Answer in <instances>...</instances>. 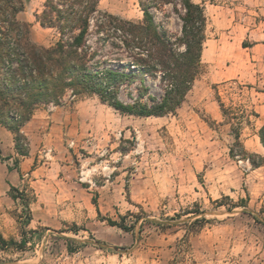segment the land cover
Here are the masks:
<instances>
[{
  "label": "rangeland",
  "instance_id": "rangeland-1",
  "mask_svg": "<svg viewBox=\"0 0 264 264\" xmlns=\"http://www.w3.org/2000/svg\"><path fill=\"white\" fill-rule=\"evenodd\" d=\"M44 2L25 0L19 19L31 24L34 41L50 45L56 30L36 19ZM100 8L130 20L143 18L139 0H101ZM232 8V21L222 8L215 17L207 13L211 41L205 47L213 56L203 57L204 72L175 114L124 115L96 95L72 92L59 105L35 110L25 124L28 156L17 150L14 157L0 154V233L8 243H0V264H264V221L254 217L264 220V164L254 167L230 154L231 127L218 102L219 95L227 106L248 110L264 103V77L233 76L244 65L245 34L255 23L264 27V13L254 12L255 0H235ZM157 16L171 31L180 30L182 22L169 8ZM262 113L242 137L249 153L264 156L258 135L264 108ZM17 159L24 174L18 189L29 209L3 190L6 165ZM197 205L203 210L199 217L209 222L189 233L184 222L195 220L187 212ZM142 210L165 229L141 218L136 241L132 232L107 220ZM29 213L32 221L26 225ZM133 219L130 215L127 222ZM23 230L27 245L10 243L20 242ZM62 236L83 243L70 242L74 251H69Z\"/></svg>",
  "mask_w": 264,
  "mask_h": 264
},
{
  "label": "trees",
  "instance_id": "trees-1",
  "mask_svg": "<svg viewBox=\"0 0 264 264\" xmlns=\"http://www.w3.org/2000/svg\"><path fill=\"white\" fill-rule=\"evenodd\" d=\"M100 2L45 0L36 19L42 27L55 29L57 37L50 45H44L33 40L31 24L19 19L25 9V0H0V123L13 131L19 155L29 154L28 138L22 127L33 117L35 110L43 105L61 104L68 92L75 97L96 95L120 114L161 117L177 112L203 74L208 25L203 3L139 0L143 18L130 20L101 9ZM168 8L182 22L177 32L168 29L157 16L158 11ZM218 102L231 127L230 154L250 160L254 167L263 165L264 156L249 153L242 137L243 129L252 126L260 114L255 108L227 106L219 95ZM14 111L18 113V119L12 114ZM258 135L264 146V125ZM14 168L19 170V159L14 166H9V169ZM10 193L15 200L23 199L29 207L28 198L23 197L16 186L11 185ZM216 203L223 204L219 200ZM245 211L254 215L250 209ZM143 212L136 215L130 212L121 215L120 220H107L112 226L132 232L136 241L143 231V226L136 230L141 218L159 223L161 229H165L166 224L142 216ZM188 213H194L196 217L191 224L188 222L192 216L184 222L189 233L209 222L204 216L199 217L203 213L199 205ZM130 215L135 219L127 222ZM254 217L264 221L256 214ZM31 221L29 213L26 225ZM62 237L69 251H74L70 242L83 243L76 238ZM28 242L25 230L20 242L10 241L18 243L19 247H25ZM0 243L8 244L1 233Z\"/></svg>",
  "mask_w": 264,
  "mask_h": 264
},
{
  "label": "crops",
  "instance_id": "crops-1",
  "mask_svg": "<svg viewBox=\"0 0 264 264\" xmlns=\"http://www.w3.org/2000/svg\"><path fill=\"white\" fill-rule=\"evenodd\" d=\"M197 2L203 3L206 7V11L208 15H212L215 17L214 12H217L219 15V9L223 11V14H228L224 16L229 21H232L234 19V15L232 13L234 12V9L232 8V3L235 2V0H195ZM219 1V2H217ZM255 4L258 5V8L255 9V13L259 14L264 13V0H255ZM222 8V9H221ZM230 15V16H229ZM248 38L246 39L249 41L248 45L243 46L242 49L244 52V65L243 68H239L233 71V76L238 78H246V79H254L257 80L258 77H264V27L260 23H255L254 27L251 29H248L246 34ZM211 40L208 39L207 43ZM213 50L211 47L204 48L203 51V57L208 56L212 57ZM264 94V91L261 92ZM264 108V103H257L255 105V110L260 114L259 117L261 118L263 113L262 110ZM22 131L24 133H27V127L26 125L23 127ZM0 154L1 155H12L13 157L16 154V147H15V135L9 127L6 125L0 123ZM11 157L10 159H12ZM20 171L22 172L23 169L19 165L18 168L9 169V167L6 165L5 169V184L3 185V190H5V193L10 190L11 185L19 187L18 181L23 176L20 174ZM32 175L38 176L39 173L36 171L32 172ZM18 177V178H17ZM39 179L33 180V184L38 186Z\"/></svg>",
  "mask_w": 264,
  "mask_h": 264
},
{
  "label": "built area",
  "instance_id": "built-area-1",
  "mask_svg": "<svg viewBox=\"0 0 264 264\" xmlns=\"http://www.w3.org/2000/svg\"><path fill=\"white\" fill-rule=\"evenodd\" d=\"M12 114L16 117L15 119H18V113L17 112H12Z\"/></svg>",
  "mask_w": 264,
  "mask_h": 264
}]
</instances>
